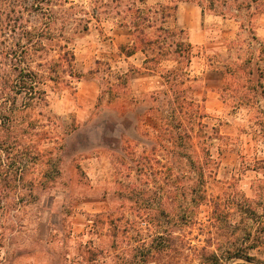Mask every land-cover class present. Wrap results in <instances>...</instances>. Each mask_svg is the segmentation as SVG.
Masks as SVG:
<instances>
[{"label": "rangeland", "instance_id": "1", "mask_svg": "<svg viewBox=\"0 0 264 264\" xmlns=\"http://www.w3.org/2000/svg\"><path fill=\"white\" fill-rule=\"evenodd\" d=\"M136 6L152 38L183 28L194 46L188 83L202 123L183 148L156 99L165 79L143 72L157 51L126 54ZM52 12L80 77L47 79L48 105L18 98L30 133L17 185L0 169V264H217L213 253L218 264H264V0H54ZM111 71L124 78L120 97L108 92ZM238 248L245 256L228 258Z\"/></svg>", "mask_w": 264, "mask_h": 264}, {"label": "trees", "instance_id": "2", "mask_svg": "<svg viewBox=\"0 0 264 264\" xmlns=\"http://www.w3.org/2000/svg\"><path fill=\"white\" fill-rule=\"evenodd\" d=\"M52 1L54 0H0V169L4 172L3 182L12 187L17 185L19 177H22L26 168L24 158L18 156L20 135L30 133L28 128H22L18 124L19 96H24L25 104L30 108L42 107L48 105V90L44 86L47 79L62 83L66 74L71 78L80 77L75 71L76 56L69 41L62 35H55L51 30L52 22L55 21ZM64 1L68 2V0ZM178 6L176 2L175 11L178 10ZM136 11L139 14L135 16L133 25L140 32L137 35L138 40L133 42L132 47L127 46L126 54L131 56L140 47L142 51L151 54L157 51L156 56L144 60L143 72L158 71L165 79L166 87L160 92L161 95L157 94L156 99L170 108V114L165 115V118L178 121L180 124L175 136L178 138L180 148H183L192 140L195 124L202 123L201 105L194 96L195 86L188 83L197 79L191 76V65L196 56L194 46L184 35L183 28L171 34L167 28L159 26L161 33L152 38L147 29L155 24L150 18L141 15L143 13L141 6H136ZM42 14L49 17V20L41 24H31L28 15L41 19ZM167 16H175V13L164 15V23L167 21ZM146 22H148L147 26L142 28L137 26ZM52 50H57V58L38 62L36 65L28 60L31 52L48 53ZM166 54L177 56L171 58L174 62L172 61L170 67L164 68L161 67L162 56ZM110 75L113 76L107 80L110 86L108 92L111 98L120 97L121 91L119 92L117 87L122 88L124 78L119 74H112V71ZM115 79L117 82H114ZM103 97L104 95L101 94L100 103ZM186 117H189L187 121ZM149 122L152 123L151 120ZM25 153H22L23 157ZM200 167L203 168V165ZM243 251L242 248H238L234 252H229L228 258L243 257L245 256ZM220 258L213 253L210 260L214 259L213 261L219 263Z\"/></svg>", "mask_w": 264, "mask_h": 264}, {"label": "crops", "instance_id": "3", "mask_svg": "<svg viewBox=\"0 0 264 264\" xmlns=\"http://www.w3.org/2000/svg\"><path fill=\"white\" fill-rule=\"evenodd\" d=\"M179 9V8H178Z\"/></svg>", "mask_w": 264, "mask_h": 264}]
</instances>
